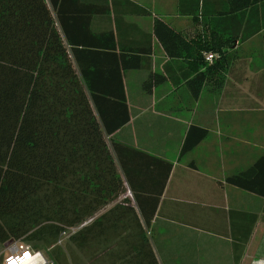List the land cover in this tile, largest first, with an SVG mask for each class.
<instances>
[{
    "label": "trees",
    "instance_id": "obj_1",
    "mask_svg": "<svg viewBox=\"0 0 264 264\" xmlns=\"http://www.w3.org/2000/svg\"><path fill=\"white\" fill-rule=\"evenodd\" d=\"M122 1L130 9L127 13L148 12L131 0ZM190 1L180 0L182 13L190 10L204 16L205 0ZM238 1L232 0L231 8ZM250 1L240 7L259 0ZM114 6V0H0L1 243L22 240L51 246L63 232L93 218L69 235L81 247L91 244L97 231L108 237L110 228L123 230L130 225L122 219L132 211L129 206L115 205L97 213L125 192L126 185L131 186L114 155L123 166L122 151L133 148L111 136L130 120L124 72L147 67L142 58L150 51L127 46L119 15L111 13ZM154 32L167 56L185 57L179 70L194 97L206 82L212 80L214 88L224 85L228 42L200 46L159 19ZM209 52L218 55L212 63L205 59ZM173 69L166 63L164 73L150 71L143 90L151 93L168 79L178 84ZM207 132L192 125L181 154ZM163 163L165 179L157 201L172 167ZM226 182L264 196V155L227 176ZM132 192L138 203L135 189ZM111 214L117 216L116 222ZM135 221L138 239L127 243L132 258L137 264H159L142 224ZM102 243L103 248L107 245L101 239L96 252L103 249Z\"/></svg>",
    "mask_w": 264,
    "mask_h": 264
},
{
    "label": "crops",
    "instance_id": "obj_2",
    "mask_svg": "<svg viewBox=\"0 0 264 264\" xmlns=\"http://www.w3.org/2000/svg\"><path fill=\"white\" fill-rule=\"evenodd\" d=\"M131 1L147 14L127 13L130 9L122 0H114L111 9L119 15L127 46L150 51L142 58L147 67L124 72L130 120L111 136L136 149L122 151L123 166L114 155L119 172L123 177L127 173L131 186L126 185L125 192L97 213L115 205L129 206L132 211L122 219L130 225L123 230L110 228L108 237L97 231L91 244L75 246L76 264H137L127 244L138 239L136 219L159 264H264V196L226 182L227 176L264 155V64H260L264 0L247 7H240L249 3L240 0L236 8H231L232 0H205L204 16L190 14V10L183 14L180 0ZM186 7L190 9L189 4ZM157 19L200 46L228 42L223 60L226 81L221 88H214L211 80L197 98L192 95L179 70V66L184 68L185 57L167 56L154 32ZM234 31L238 36H232ZM255 57L261 60L252 69ZM166 63L177 72L178 84L168 79L151 93L137 88L150 71L164 73ZM128 71H133L131 88ZM214 94L218 96L210 97ZM192 125L207 129V135L181 154ZM163 161L172 167L157 201L165 179ZM154 207L150 226H146ZM111 220L118 218L111 214ZM101 239L107 245L103 248L102 243L103 249L96 252Z\"/></svg>",
    "mask_w": 264,
    "mask_h": 264
},
{
    "label": "rangeland",
    "instance_id": "obj_3",
    "mask_svg": "<svg viewBox=\"0 0 264 264\" xmlns=\"http://www.w3.org/2000/svg\"><path fill=\"white\" fill-rule=\"evenodd\" d=\"M261 59L255 57V61L252 63V69L256 68L257 63L260 62ZM260 64H264V56H262V60ZM259 66V65H258ZM133 71H128L126 74L127 80L130 84V88L132 87V82L130 81V75ZM136 72V70H134ZM136 88V86H135ZM137 88L142 90V83L139 82ZM131 90V89H130ZM217 94L211 95L210 97H217ZM87 224L90 222L88 219ZM72 228L68 229L65 233L63 232L57 243L46 246L41 242H26L27 245L31 247L32 250L40 251L44 257L49 261L53 262V264H69L70 260L73 264L77 262V255L75 244L71 241L70 236L72 234ZM14 240H9L5 243L0 242V264H4V256L6 254V247L12 243Z\"/></svg>",
    "mask_w": 264,
    "mask_h": 264
},
{
    "label": "built area",
    "instance_id": "obj_4",
    "mask_svg": "<svg viewBox=\"0 0 264 264\" xmlns=\"http://www.w3.org/2000/svg\"><path fill=\"white\" fill-rule=\"evenodd\" d=\"M204 55L209 63H212L218 56L214 52L205 53ZM92 219L93 218H90V221ZM85 224H87V222L72 228V233ZM3 260L4 264H53V262H49L40 251L32 250L31 247L26 244V241L22 240H14L6 247V254Z\"/></svg>",
    "mask_w": 264,
    "mask_h": 264
}]
</instances>
